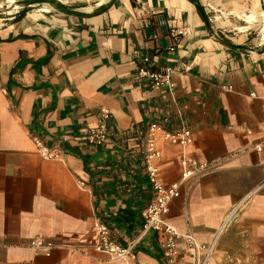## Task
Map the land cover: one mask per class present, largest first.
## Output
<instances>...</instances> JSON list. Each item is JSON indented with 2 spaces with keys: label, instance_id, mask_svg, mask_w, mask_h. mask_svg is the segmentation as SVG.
Listing matches in <instances>:
<instances>
[{
  "label": "crops",
  "instance_id": "0c3cea01",
  "mask_svg": "<svg viewBox=\"0 0 264 264\" xmlns=\"http://www.w3.org/2000/svg\"><path fill=\"white\" fill-rule=\"evenodd\" d=\"M196 1L0 0V264H166L143 231L152 123L193 135L184 150L156 137L159 181L180 184L163 221L214 245L208 264H264V0ZM145 57L172 67V89L133 80ZM102 109L108 139L91 145ZM182 153L211 173L182 181ZM98 222L134 256L94 250Z\"/></svg>",
  "mask_w": 264,
  "mask_h": 264
},
{
  "label": "built area",
  "instance_id": "2783aa9c",
  "mask_svg": "<svg viewBox=\"0 0 264 264\" xmlns=\"http://www.w3.org/2000/svg\"><path fill=\"white\" fill-rule=\"evenodd\" d=\"M170 35L174 39V44L168 48V51L175 52L178 47L180 33L174 29ZM172 73L173 69L170 65L159 66L149 57H145L132 78L135 82L145 87H168L172 89L174 86ZM101 117V123L97 127L90 128L88 131L87 141L91 145H102L108 139L107 121L110 118V111L102 109ZM157 135L172 145L179 146L182 150L193 142L192 132L187 127H179L175 131H169L158 123H152L150 125L144 160L154 199L142 213L145 221L143 231L153 230L158 233L159 245L163 251L166 264H181L185 260L183 256L185 251L181 246L183 242H186L190 249L189 256L193 261L191 264H208L212 258L214 245L206 246L197 244L192 236L182 235L162 219V215L166 212L169 203L180 196V184L166 186L159 181L158 164L162 158V152L156 147ZM33 141L38 154L44 160L55 161L62 159L63 153L59 148L47 147L36 137L33 138ZM256 149L261 151L260 145H257ZM181 166L182 181H187L191 178L201 179L212 171V167L209 164L189 159L184 153L181 156ZM96 228L98 237L93 246L94 250L106 253L115 259H127L134 256L133 250L137 245L136 241H132L126 247H123L113 240L106 224L98 222ZM219 233H217L216 237L219 236ZM30 247L41 250L46 255H50L55 245L39 237L31 241ZM202 252H205L204 256L201 255ZM223 264L236 263L225 261Z\"/></svg>",
  "mask_w": 264,
  "mask_h": 264
},
{
  "label": "water",
  "instance_id": "95a60500",
  "mask_svg": "<svg viewBox=\"0 0 264 264\" xmlns=\"http://www.w3.org/2000/svg\"><path fill=\"white\" fill-rule=\"evenodd\" d=\"M194 1V3L197 5V7L199 8V9H201V7H200V5L197 3V1L196 0H193Z\"/></svg>",
  "mask_w": 264,
  "mask_h": 264
},
{
  "label": "bare ground",
  "instance_id": "6f19581e",
  "mask_svg": "<svg viewBox=\"0 0 264 264\" xmlns=\"http://www.w3.org/2000/svg\"><path fill=\"white\" fill-rule=\"evenodd\" d=\"M247 20H250V18H247Z\"/></svg>",
  "mask_w": 264,
  "mask_h": 264
}]
</instances>
